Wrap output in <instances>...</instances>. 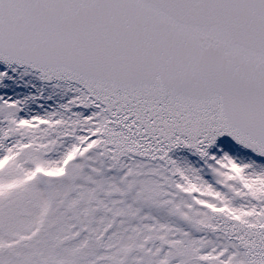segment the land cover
<instances>
[{
  "label": "snow or ice",
  "instance_id": "1",
  "mask_svg": "<svg viewBox=\"0 0 264 264\" xmlns=\"http://www.w3.org/2000/svg\"><path fill=\"white\" fill-rule=\"evenodd\" d=\"M0 264H264V0H0Z\"/></svg>",
  "mask_w": 264,
  "mask_h": 264
}]
</instances>
